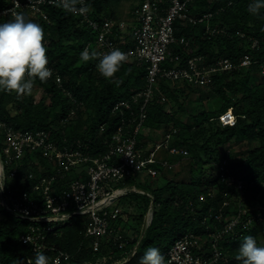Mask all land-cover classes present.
Here are the masks:
<instances>
[{"label": "trees", "instance_id": "trees-1", "mask_svg": "<svg viewBox=\"0 0 264 264\" xmlns=\"http://www.w3.org/2000/svg\"><path fill=\"white\" fill-rule=\"evenodd\" d=\"M139 1L142 0L137 3ZM11 2L0 0V11ZM120 2L86 0V10L93 20L119 19ZM250 2L191 0L188 4L191 15L207 12L213 15L208 21L198 24L179 20L175 23L176 37L189 40L186 45L180 41L174 43L175 51H181L185 57L203 55L211 63L219 58H228L236 66L214 72L212 81L206 86L158 78L155 97L148 106L146 125L172 122V127L179 129L171 143L186 148L189 154H171V158L167 159L173 163L189 159V179L178 181L169 178L165 184L151 189L137 186L149 191L154 198L153 218L144 235L141 225L152 199L148 194L139 192L125 195L142 212L134 220L136 225H129L132 234L123 229L125 221L121 215L114 221L122 234L123 247H119L120 241L115 243L106 238L100 248L94 250L93 238L85 235L88 216L75 215L66 222L56 223L54 231L47 235V244L52 248L42 251L50 258L49 264H53L52 258L59 251L68 253L70 258L62 264H139L140 257L151 246L158 247L165 264H170L167 252L175 241L187 232L199 230L206 244L205 255L210 254L214 240L209 232L220 234L218 244L223 257L218 264H241L237 255L244 236L252 235L258 244L264 245V73L260 67L264 61V8L258 13H250ZM137 3L133 4L131 15ZM42 7L49 20L40 19L39 24L44 30L47 66L53 70V76L45 82L34 80V84L40 87L39 98L34 87L30 94L19 96L15 92L0 90V125L15 129H46L52 131V138L59 144L66 145L79 139L88 144L91 153L105 151L108 140L121 123V117L112 112V106L117 100L128 98L145 87L146 66L137 62H123L111 80L104 78L96 67L98 58L87 62L80 59V52L88 42H91L90 51L99 52L95 42L98 32L92 29L84 15L68 11L58 3L44 4ZM6 20L7 17H0V22ZM206 24L222 30L207 35ZM125 37L131 40V33L127 32ZM253 39L258 40V48L252 47ZM127 43L132 45V42ZM246 53L252 54L256 63L248 67L239 66L241 57ZM166 65L171 63L167 62ZM58 75L62 78V85L56 81ZM201 88L206 89L202 91L205 95L203 109L191 112L188 123H180L168 104L185 108L189 94L199 92ZM162 95L166 96L165 101L161 99ZM10 101L16 103L14 113ZM71 109H75V117L62 125L61 119ZM187 109L191 111L190 107ZM229 109L233 110L236 123L232 126L222 125L219 116ZM3 138L4 127L0 126V145ZM140 139H144V134ZM242 141L252 142L254 147L234 149L232 144ZM40 160L45 162L44 158ZM223 160L227 162V174L244 182L242 189L236 183L221 180L220 165ZM21 162L17 175L9 178L8 184L25 187L28 184L26 174L32 171L39 173L31 163V155ZM159 169L162 173V169ZM157 177L149 182L156 184ZM131 179L135 182V178ZM214 185L218 187V193L212 197L209 192ZM226 201L228 204L224 205ZM0 210V264H28V259L34 264L36 252L21 240L22 234L29 231L34 221L20 219L5 211L1 205ZM239 213V223L233 230L225 231L228 221ZM229 215L232 216L228 218ZM104 256H107L106 261L99 262Z\"/></svg>", "mask_w": 264, "mask_h": 264}, {"label": "built area", "instance_id": "built-area-1", "mask_svg": "<svg viewBox=\"0 0 264 264\" xmlns=\"http://www.w3.org/2000/svg\"><path fill=\"white\" fill-rule=\"evenodd\" d=\"M190 1L142 0L137 3L128 20L108 18L93 20L87 10L84 12L78 10L81 6L86 8V0L75 2L77 11L71 12L83 14L92 29L98 32L95 42L99 47V53L119 48L126 55L124 62L145 65L146 85L130 97L117 100L113 104L112 112L121 117V123L108 140L107 149L102 152L91 153L88 144L82 143L79 139L66 145L59 144L52 138V131L46 129H15L1 124L4 127L6 144L2 152L0 145V205L5 211L20 219L34 221L29 231L22 234L21 240L31 245L35 252L52 248L47 244L48 233L54 231L56 223L66 222L75 215L88 216L85 235L93 238L94 250L97 251L106 238L108 241L114 240L115 243L120 241L118 245L123 247L122 234L114 221L122 212L118 201L131 192V188L126 185L112 189V183L138 176L144 180L147 177L155 178L160 173L159 167L162 170L171 169L176 163L157 156L162 147L172 155L189 154L186 148L171 143L174 133L179 131L177 127H172V131L166 132L163 142H157L154 147L146 148L143 145L144 139L140 137L144 134L148 106L155 97L159 77L174 82L189 81L195 86H206L212 81L214 72L236 67L228 58H219L215 63H211L207 62L203 55L185 57L181 51H175L172 46L174 43L179 41L185 45L189 43L185 37H176V21L198 24L208 21L213 15L208 12L191 15L188 11ZM56 3L63 6L60 0H12L0 11V17L4 16L9 20L14 13L20 12L27 19L38 15L39 19L49 20L42 5ZM68 3L71 4L72 1L68 0ZM220 30L222 29L212 28L208 24L205 26L207 35ZM127 32L131 33V40L125 37ZM237 33L244 36L240 31ZM127 42H132V45L129 46ZM258 46V40L253 39L252 47ZM85 47L90 49L91 42ZM167 62L171 65H166ZM254 63L256 60L253 55L246 53L238 65L248 67ZM260 67L264 73V61ZM57 77L56 81L62 85V78L59 75ZM66 92L71 96L69 91ZM161 99L165 101L166 96L162 95ZM75 114V109H71L60 123L68 124ZM220 121L222 125H234L236 116L229 109L220 115ZM28 155H31V163L38 168L39 173L32 171L26 174L25 180L28 184L22 190L18 192L7 190V180L17 175L21 161ZM40 158H44L45 162L43 163ZM153 164L158 167L152 166ZM78 165L85 166L86 176L74 177V169ZM226 167L227 162L223 160L220 165L221 180L229 184L236 183L242 189L244 182L227 174ZM126 188L128 189L126 192L118 193L119 190ZM226 204L227 202L224 203ZM240 214L228 221L224 227L225 231L235 228L240 221ZM147 216L149 225L153 209L148 210ZM209 234L214 236L209 255H205L206 247L201 236L195 232H187L168 250V263L218 264L223 257L218 244L220 234L211 232ZM69 259L68 253L59 251L52 258V262L62 264ZM101 259L99 262H102ZM29 261L31 260L28 259Z\"/></svg>", "mask_w": 264, "mask_h": 264}, {"label": "clouds", "instance_id": "clouds-1", "mask_svg": "<svg viewBox=\"0 0 264 264\" xmlns=\"http://www.w3.org/2000/svg\"><path fill=\"white\" fill-rule=\"evenodd\" d=\"M60 2L70 11H77L76 0H72L71 4L68 0H60ZM261 8H264V0H251L248 5L250 13H258ZM78 10L84 12L86 8L81 6ZM44 35L41 24L27 19L20 12L14 13L11 19L0 22V90L15 92L18 96L30 94L35 79L45 82L53 75L52 69L47 66ZM92 58H98L97 70L104 78L111 80L120 70L126 55L119 48H113L105 53L90 51L88 47L83 48L80 59L87 62ZM27 239L30 241L28 237ZM49 259L44 252L37 251L34 264H49ZM237 259L241 264H264V245L258 244L257 239L252 235L244 236ZM28 264H32V261ZM139 264H165V260L160 249L151 246L140 257Z\"/></svg>", "mask_w": 264, "mask_h": 264}, {"label": "rangeland", "instance_id": "rangeland-1", "mask_svg": "<svg viewBox=\"0 0 264 264\" xmlns=\"http://www.w3.org/2000/svg\"><path fill=\"white\" fill-rule=\"evenodd\" d=\"M137 2H138V0H121L119 8H118L119 19L128 20L131 16V10H132L133 4H136ZM30 20L37 22V23L40 22L38 15L31 16ZM257 78H258V76H257ZM33 87L35 88L34 92L37 93L36 97L39 98L40 92H38V89H40V87L36 84H34ZM203 90L205 91L206 89L201 88V91H199V92L190 93L189 98H187L185 100V108H182V109L178 108V105H176V104L172 107L171 103L168 104V108L171 111H174L176 113V117H178L180 123H182V122L188 123L190 121L191 112H197L198 110L201 111L203 109L202 107H203V104L205 101V99H204L205 95L202 94ZM206 100H208V98ZM14 104H16L14 101H10V107H13L12 112L13 111L15 112V110H16V108H14ZM187 107H190L191 111L188 110ZM172 124H173L172 122H169V123H165L162 125L161 124L160 125H146L144 128V143H143V145L146 148H149V147H154L157 142H159V143L163 142V140L165 139L164 135L166 132H168L172 128V126H173ZM2 136H3V134H2ZM1 142H2V144H1V152H2L3 147L6 144V137L3 138V140H1ZM232 146L234 147V149L237 148L240 150H245L248 147H254V144L252 142L250 143L249 141H242V142L233 143ZM157 156L160 158H165V159L171 158V154L168 152V150L165 147L160 148V150L157 152ZM7 168L9 169L8 165H7ZM215 171L218 172V169L216 168ZM160 174L161 175H159V177H157V180L155 182L156 184L149 182L150 180H153V178L147 177L144 180L143 177L138 176L134 179L135 182L132 179H125L122 181H114L112 183V189L128 185L129 188H131V192H129L128 194L133 193V192H139V193H145V194L148 193L150 195L151 193L149 191H146L144 189L140 190V188H138L137 186L142 187V188L151 189V188L155 187L156 185L165 184V182L169 178L175 179L178 181L188 180L189 176H190V160L185 158L181 161H178L171 169L162 170V173L160 172ZM79 175L86 176L85 166H83V165L76 166V168L74 169V177L77 178ZM23 188L24 187H19V186L17 187L15 185L8 184V182H7V186H6L7 190H13L15 192H18V191L22 190ZM217 193H218V187L216 185L212 186V188L209 192V195L214 197L213 195H215ZM252 195H253V193L250 194V196H252ZM200 196L205 197L203 194H200ZM6 197H7V200L10 202L8 196H6ZM151 198L153 199V195L151 196ZM119 202H120L119 207L122 210L121 219L123 221H125L124 222L125 225L123 224L124 226H122V227L126 232H129L130 234H132L133 231L129 225H134V226L136 225V222L134 220L136 219V217H138V214H140L142 212V210L140 207H138L137 204L132 203L130 198L127 196L122 197L118 201V203ZM226 202L228 204V201H226ZM257 203L258 202H256V204ZM151 204H152V201H151ZM151 204H150V207L148 210L153 209V205H151ZM147 212L148 211H146L144 221L141 225L142 233L144 230L147 229V226L144 228L145 219H147V217H148ZM134 216H135V218H133ZM230 216H232V215H229L227 217L229 218ZM195 230H198V228H196ZM193 232L198 233L200 236H202L200 234L201 233L200 230L199 231H193ZM106 259H107V256H104V261H106ZM125 260H127V259H125ZM101 261L104 262L103 257H102Z\"/></svg>", "mask_w": 264, "mask_h": 264}, {"label": "water", "instance_id": "water-1", "mask_svg": "<svg viewBox=\"0 0 264 264\" xmlns=\"http://www.w3.org/2000/svg\"><path fill=\"white\" fill-rule=\"evenodd\" d=\"M153 203H154V200H152V204L151 205H153ZM145 226H144V228L147 226V219H145V224H144ZM145 233V230L143 231V234ZM139 246V244H137V247ZM132 256V255H131Z\"/></svg>", "mask_w": 264, "mask_h": 264}, {"label": "bare ground", "instance_id": "bare-ground-1", "mask_svg": "<svg viewBox=\"0 0 264 264\" xmlns=\"http://www.w3.org/2000/svg\"><path fill=\"white\" fill-rule=\"evenodd\" d=\"M127 190H128L127 188L126 189H122V190H119L118 193L121 192V191L126 192Z\"/></svg>", "mask_w": 264, "mask_h": 264}]
</instances>
